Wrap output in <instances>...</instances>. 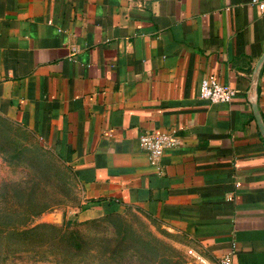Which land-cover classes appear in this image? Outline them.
<instances>
[{"label":"crops","instance_id":"crops-1","mask_svg":"<svg viewBox=\"0 0 264 264\" xmlns=\"http://www.w3.org/2000/svg\"><path fill=\"white\" fill-rule=\"evenodd\" d=\"M258 3L0 0V116L73 173L86 220L130 210L205 264L232 244V264H264V141L246 99ZM203 79L231 101L200 100ZM255 101L264 125V63ZM152 131L177 139L158 170L137 143Z\"/></svg>","mask_w":264,"mask_h":264},{"label":"rangeland","instance_id":"rangeland-1","mask_svg":"<svg viewBox=\"0 0 264 264\" xmlns=\"http://www.w3.org/2000/svg\"><path fill=\"white\" fill-rule=\"evenodd\" d=\"M87 207L73 173L0 116V264H195L183 237L145 216L86 220Z\"/></svg>","mask_w":264,"mask_h":264},{"label":"built area","instance_id":"built-area-1","mask_svg":"<svg viewBox=\"0 0 264 264\" xmlns=\"http://www.w3.org/2000/svg\"><path fill=\"white\" fill-rule=\"evenodd\" d=\"M258 11L264 10L262 3L257 4ZM234 91L225 85L219 84L213 79H203L200 81L197 97L210 104L229 103L234 96ZM137 143L139 148L147 155L149 165L158 170L159 159L167 152L176 148L177 139L171 132L152 131L138 135ZM194 263L205 264L204 260L192 250L187 251ZM234 245L216 261V264H232Z\"/></svg>","mask_w":264,"mask_h":264},{"label":"water","instance_id":"water-1","mask_svg":"<svg viewBox=\"0 0 264 264\" xmlns=\"http://www.w3.org/2000/svg\"><path fill=\"white\" fill-rule=\"evenodd\" d=\"M263 63H264V51L261 53V55L259 56V58L257 59L255 65L253 67L251 77H250L249 88H248V91L246 93V99L249 102V105L251 107L252 116L255 120V124H256L258 133H259L260 137L262 138V140L264 141V125H263L262 120L260 118L259 112H258L257 107H256V101H255L257 79H258V75H259V72H260V69H261ZM55 219L58 220V216H55Z\"/></svg>","mask_w":264,"mask_h":264},{"label":"trees","instance_id":"trees-1","mask_svg":"<svg viewBox=\"0 0 264 264\" xmlns=\"http://www.w3.org/2000/svg\"><path fill=\"white\" fill-rule=\"evenodd\" d=\"M113 211V210H112Z\"/></svg>","mask_w":264,"mask_h":264}]
</instances>
